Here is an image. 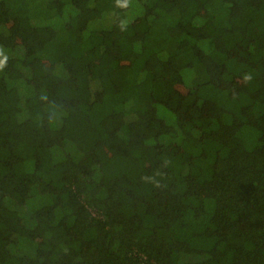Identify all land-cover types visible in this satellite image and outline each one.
I'll use <instances>...</instances> for the list:
<instances>
[{
    "label": "trees",
    "instance_id": "obj_1",
    "mask_svg": "<svg viewBox=\"0 0 264 264\" xmlns=\"http://www.w3.org/2000/svg\"><path fill=\"white\" fill-rule=\"evenodd\" d=\"M0 264H264V0H0Z\"/></svg>",
    "mask_w": 264,
    "mask_h": 264
},
{
    "label": "rangeland",
    "instance_id": "obj_2",
    "mask_svg": "<svg viewBox=\"0 0 264 264\" xmlns=\"http://www.w3.org/2000/svg\"><path fill=\"white\" fill-rule=\"evenodd\" d=\"M95 65H96V63H95ZM97 68H98V65H97V66H95V71H96V73L98 74V72H100V70H101L102 68H101V69H97ZM103 150H104V148H103ZM103 150H102V151H103ZM106 151H107V150H106ZM105 153H106V152H105ZM114 160H115V161H117V160H118V158H116V157H115V159H114ZM114 160L112 161L113 163H115V162H114ZM120 161H121V159H120ZM121 164H122V166H123V167H125L127 163H126V162H123V161H121Z\"/></svg>",
    "mask_w": 264,
    "mask_h": 264
}]
</instances>
